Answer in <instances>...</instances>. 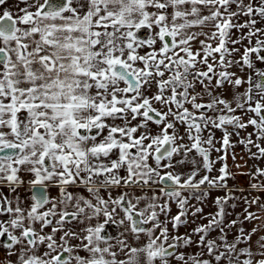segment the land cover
I'll return each instance as SVG.
<instances>
[{
  "label": "snow or ice",
  "instance_id": "snow-or-ice-1",
  "mask_svg": "<svg viewBox=\"0 0 264 264\" xmlns=\"http://www.w3.org/2000/svg\"><path fill=\"white\" fill-rule=\"evenodd\" d=\"M261 165L264 0H0V264H264Z\"/></svg>",
  "mask_w": 264,
  "mask_h": 264
},
{
  "label": "rangeland",
  "instance_id": "rangeland-1",
  "mask_svg": "<svg viewBox=\"0 0 264 264\" xmlns=\"http://www.w3.org/2000/svg\"><path fill=\"white\" fill-rule=\"evenodd\" d=\"M241 149H242L241 146H237V148L235 149V151H236L238 157H239L240 155H244V153H243V151H242ZM241 151H242V152H241ZM245 158H246V157H245ZM238 160H239V159H238ZM238 162H239V161H238ZM228 163H229L230 166H232L231 158H229ZM240 163H242V161H240ZM253 163H255V162H254V161H248L249 166H251ZM261 166H264V165H261ZM242 171H247V169H243ZM238 183H239L240 185L245 184L244 186H246V185H247V178H246V177H243V176H239V177H238ZM214 210H215V209L212 208V207H206V209H205L206 212H207V211H214ZM239 210H240V209L238 208L237 211H239ZM175 211H176V210H175V208H174V209H173V212H175ZM0 255H2V253H0Z\"/></svg>",
  "mask_w": 264,
  "mask_h": 264
},
{
  "label": "crops",
  "instance_id": "crops-1",
  "mask_svg": "<svg viewBox=\"0 0 264 264\" xmlns=\"http://www.w3.org/2000/svg\"><path fill=\"white\" fill-rule=\"evenodd\" d=\"M217 135H219V133H217ZM242 150V149H241ZM242 152V151H241ZM239 161V160H238ZM240 162V161H239ZM245 184H243V186H244ZM247 186V185H246ZM246 186H244V187H246ZM249 227H251L250 225H249Z\"/></svg>",
  "mask_w": 264,
  "mask_h": 264
},
{
  "label": "flooded vegetation",
  "instance_id": "flooded-vegetation-1",
  "mask_svg": "<svg viewBox=\"0 0 264 264\" xmlns=\"http://www.w3.org/2000/svg\"><path fill=\"white\" fill-rule=\"evenodd\" d=\"M242 187H244L243 185H241Z\"/></svg>",
  "mask_w": 264,
  "mask_h": 264
}]
</instances>
